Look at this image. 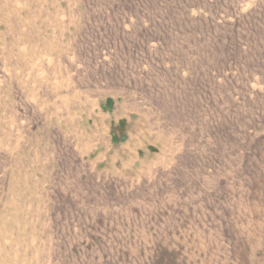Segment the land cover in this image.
<instances>
[{"label":"rangeland","instance_id":"rangeland-1","mask_svg":"<svg viewBox=\"0 0 264 264\" xmlns=\"http://www.w3.org/2000/svg\"><path fill=\"white\" fill-rule=\"evenodd\" d=\"M0 264H264V0H0Z\"/></svg>","mask_w":264,"mask_h":264}]
</instances>
